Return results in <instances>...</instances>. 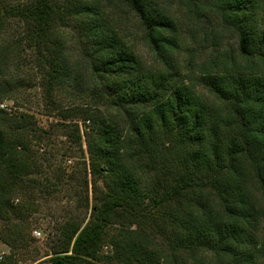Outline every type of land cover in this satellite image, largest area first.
Returning <instances> with one entry per match:
<instances>
[{"label":"trees","instance_id":"obj_1","mask_svg":"<svg viewBox=\"0 0 264 264\" xmlns=\"http://www.w3.org/2000/svg\"><path fill=\"white\" fill-rule=\"evenodd\" d=\"M121 2L137 15L155 61L148 65L94 6H82L89 21L81 58L90 88L104 99L98 106L64 108L53 98L81 78L60 39L71 10L53 0L18 10L36 48L47 113L58 118L47 128L22 105L2 106L15 87L4 79L10 55L0 48V240L11 248L0 264L13 263L40 198L67 200L50 264H98L118 223L111 259L128 264H264L258 0H189V11L216 18L236 37L231 48L202 61L190 50L193 76L177 68L174 54L188 42L171 14L147 0ZM211 40L222 44L218 34ZM61 132L69 141L57 149L51 137ZM70 157L78 160L77 176L63 168ZM20 195L24 203L15 202Z\"/></svg>","mask_w":264,"mask_h":264},{"label":"rangeland","instance_id":"obj_2","mask_svg":"<svg viewBox=\"0 0 264 264\" xmlns=\"http://www.w3.org/2000/svg\"><path fill=\"white\" fill-rule=\"evenodd\" d=\"M30 1L0 0V48L10 55V68L8 70L5 68L4 79L11 81L15 87L12 92V100L6 99L2 106L15 108L17 104L22 105L21 110L34 113L39 123L47 128L49 125L56 123L58 118L47 113L48 107L46 106L41 69L37 62L36 48L32 46L30 40L26 37L25 22L18 14V10ZM53 1H56L62 9L71 10V12L66 13L67 22L61 28L60 39L63 40L66 46L70 66L76 73L81 75L78 81L71 80L55 91L53 98L57 105L64 108L85 104L98 106L104 101L101 94H99V97L97 91L90 88L88 68L81 58V52L88 44L83 34L87 25L86 21H89L86 17H81L82 6H94L95 10L106 20L109 28L116 30L127 46L135 51L148 65L154 63L155 54L145 40L137 15L121 0ZM147 2L151 6L170 13L187 38V48H181L174 54L175 61L179 63L177 68L182 76H191L192 73L198 74L196 66L188 63L190 50L195 52L196 60L202 61L207 55L212 56L231 48V43L236 39L233 30L224 27L223 22L217 21L213 17H205V14L197 16L195 12L189 11L191 10L188 8L189 0H147ZM263 14L264 0H258V16ZM217 19L219 20L218 16ZM213 34H218L222 40L219 47L213 46V43H211ZM236 54L235 49L230 51V55ZM79 122L82 123V121ZM51 139L56 143L57 149L67 145L69 141L63 132L59 135H53ZM84 147H86L85 143ZM65 164L63 165V168H66L65 171L68 174L72 173L77 176L78 160L75 157H70ZM99 184L104 187L103 182L100 181ZM19 200L24 203V196L20 195L15 198L16 203H19ZM66 205L67 200L65 198H40L37 201L35 209L28 219L30 228L26 233V240L18 243L20 247L15 251L14 260L11 261L12 264H50L49 258L53 254L52 244L56 241L54 236L55 225L66 214ZM119 228V223L111 227L110 238L112 234L118 232ZM35 230L40 232L39 236L34 234ZM110 238L106 242L109 249L104 250L98 264H128L125 257L122 260L111 259L116 249ZM159 239V237L156 238L158 243L161 242ZM151 246V248L156 247L155 244ZM10 252V246L0 240V254L4 257Z\"/></svg>","mask_w":264,"mask_h":264},{"label":"built area","instance_id":"obj_3","mask_svg":"<svg viewBox=\"0 0 264 264\" xmlns=\"http://www.w3.org/2000/svg\"><path fill=\"white\" fill-rule=\"evenodd\" d=\"M34 234L39 236V235H40V232L37 231V230H35V231H34ZM108 249H109L108 245H105V246H104V250L107 251ZM2 259H3V255L0 254V261H1Z\"/></svg>","mask_w":264,"mask_h":264}]
</instances>
